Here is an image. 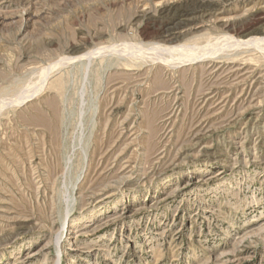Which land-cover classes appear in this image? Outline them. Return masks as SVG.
I'll return each mask as SVG.
<instances>
[{"label": "rangeland", "instance_id": "rangeland-1", "mask_svg": "<svg viewBox=\"0 0 264 264\" xmlns=\"http://www.w3.org/2000/svg\"><path fill=\"white\" fill-rule=\"evenodd\" d=\"M251 39L264 0H0V264H264Z\"/></svg>", "mask_w": 264, "mask_h": 264}, {"label": "bare ground", "instance_id": "bare-ground-1", "mask_svg": "<svg viewBox=\"0 0 264 264\" xmlns=\"http://www.w3.org/2000/svg\"><path fill=\"white\" fill-rule=\"evenodd\" d=\"M196 6V5H195ZM199 6V5H198ZM194 10V9H193ZM196 11V10H195ZM192 13V12H191ZM231 40H229L228 42H230ZM233 42V48H244L247 46L248 47H251V46H255V47H258L259 45H262L264 44V40L263 39H251V40H248V41H232ZM88 55H91V53L87 54V55H84V56H81V57H78L76 58L75 60H81V58H87L88 59ZM209 55V54H208ZM207 54L206 55H201V56H196L194 57L193 59H191L192 61L194 60H197L199 59L200 61H203L202 59H206L208 58ZM177 61V60H176ZM67 63V62H66ZM21 99V98H20ZM23 99V98H22ZM20 101V100H19ZM23 101V100H22ZM26 101V100H24ZM18 102V101H17ZM21 102V101H20ZM24 103V102H21V104ZM12 105V104H11ZM20 106V105H19Z\"/></svg>", "mask_w": 264, "mask_h": 264}]
</instances>
